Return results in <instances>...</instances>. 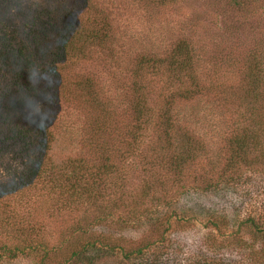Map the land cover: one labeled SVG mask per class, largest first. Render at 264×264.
<instances>
[{"label":"rangeland","instance_id":"1","mask_svg":"<svg viewBox=\"0 0 264 264\" xmlns=\"http://www.w3.org/2000/svg\"><path fill=\"white\" fill-rule=\"evenodd\" d=\"M71 2L0 0V264H198L202 255L247 262L256 247L243 242L248 236L239 231L240 220L250 210L264 211V0L79 4L88 29L93 21L108 24L109 44L85 43L81 38L88 29L78 28L75 34L85 48L72 58L64 52L58 69L75 92L74 83H93L89 71L97 72L98 86L90 87L113 104L108 118L121 135L133 122L130 83L142 79L150 88L147 101L158 103L166 78L173 77L169 72H161V78L149 74L140 65L144 55L164 58L175 43L185 41L199 55L200 76L215 87L220 78L229 86L221 99L196 95L176 106L170 131L144 122L146 130L141 129L137 142L116 150L120 155L106 178L110 189L86 201L77 193L57 192L59 184H66L65 171L51 169L59 163L67 168L68 160L80 157L90 174L99 151L82 145L89 136V131L83 133L91 122L89 107L64 97L61 77L56 95L47 89L46 98L27 99L24 107L4 98L5 81L14 75L13 57L27 47L38 15L63 10ZM27 49L32 51L30 44ZM250 59L262 68L256 88L242 74ZM139 65L145 68L136 77ZM80 89L84 94L88 88ZM37 122L49 128L52 164L32 176L26 156L34 137L14 134L20 127L34 129ZM115 135H100V140L119 147L118 140L109 139ZM231 140L243 142L239 153L233 154Z\"/></svg>","mask_w":264,"mask_h":264},{"label":"trees","instance_id":"2","mask_svg":"<svg viewBox=\"0 0 264 264\" xmlns=\"http://www.w3.org/2000/svg\"><path fill=\"white\" fill-rule=\"evenodd\" d=\"M80 1L73 0V2L63 10L54 9L52 11L50 10L49 13L42 17L38 15L39 24L34 29H29L31 31V36H28L29 43H25L27 47H29L30 44L32 51H29L27 47H20L19 50L16 51V56L13 57V60H15L13 66L14 75L12 76V80L5 81L6 84H8V88L5 89L4 98L8 100L10 104L12 100L15 99V105L24 107L25 100L27 99L35 101L37 99L46 98L44 92L47 89L52 92V95H56V90H58L57 83L60 82L59 77H61L60 88L64 91V97L68 100L71 99L76 101L85 107H89L91 122L86 123L85 129L87 130L83 132L85 134L89 131V136L84 137L82 145L87 147L88 150L99 151L95 156L96 161H93V166L95 168L93 169V166L89 168L91 171L89 172L90 174H87V169L85 170V168L81 166L83 164L81 160H79L80 157L72 159V156H69L68 158L72 160H68L69 163L67 168L62 167L63 163H59L55 168L51 169L57 170L59 173L65 171L66 184L61 183L58 187L55 185L53 188L56 189L57 187V189H59L57 192H66L67 195L77 193L81 201H86L89 200L91 196L94 198L96 195H101L100 192L104 194L107 189H110L107 185L108 182L106 178L112 175V170L116 166L115 157L117 158L118 155H120L116 150H120L119 148H124L125 146L130 147L135 144L141 136V129H144V131L146 130L143 124L144 122L150 124L151 121H153L155 126H163V130L170 131L175 126L170 119V115L174 113V108L176 106L182 102H189L190 99L196 95H217V99H221L227 96V87L229 86L226 85L227 82H225L224 79L220 78L218 80H220L221 83L216 84V90L212 82L205 81V79L200 76L199 70H202L199 65V55L193 51L192 47L185 41H178L175 43L174 46L165 53L164 58L157 54L156 56L144 55L145 58H142L140 65L147 67L146 69L147 71L149 70V74L155 76L159 74L158 78H161L160 75H163L161 72H169L173 77L170 80L166 78V82L169 83L163 90L162 100L158 103H149L147 101L146 93L150 88L143 83L142 79H137L134 83H130L129 87L133 97L130 99L129 103L133 113V122L130 125L131 128L129 126L128 129L124 128L121 135L120 128H115L112 119H110L112 116L108 118L109 113L113 112V104H107V102L101 99L100 95L98 96L96 91L90 87L93 83L98 86L95 81L96 78H98L97 72L89 71V76L93 83L89 79L85 80L83 83H74L77 87L75 92L71 86L70 80L62 76L61 70L58 69L59 63H62V59L65 57L64 52H67L72 58L82 53L85 48L84 44L80 45L77 35L75 34L78 28H80V30L82 28V32L88 29L87 26L83 24V15L78 10L79 4H84V2H88V0ZM156 1L166 2V0ZM240 1L241 0H234V3H240ZM93 22L95 23L94 27L88 29V33L84 34V37L81 39L87 44L89 42L96 43L94 41L96 40L98 41L97 44H100L101 47L108 45L110 39L108 24L97 26L96 22ZM140 65L134 71L136 77H139L141 71L145 68ZM259 65L260 63L258 60L252 59L249 67L242 73L250 82L252 88H256L262 83V68H260ZM247 70H249V72L247 75H244ZM212 73L213 75L217 74L215 70L212 71ZM132 74L133 72L131 75ZM81 86L88 88L85 91L86 93L83 94L81 92ZM9 110L13 109L10 108ZM33 127L34 129L31 126L22 127L23 129L21 127L17 128L15 130L17 132L15 134L13 132V134L16 138L34 137L35 140H31L32 143L35 142L33 145L34 148H30V154L26 157L30 159L29 163L32 176H37V173L38 176H40L42 173L47 172V169L52 164V159H50L47 153L51 134L48 130L49 128L45 127L42 122H37ZM35 129L36 132L34 131ZM40 134H42V136L38 138L37 141L36 137ZM106 134H116L115 139L111 138L112 136H110L109 139L118 140L122 145L119 147L113 146L110 145L107 140H100V135L103 137ZM242 144L243 142L231 140V145L234 149L233 154L235 150H237L238 153L241 151ZM231 159L232 158H230V160ZM43 161L48 163V166L45 168H41L40 165ZM115 175L117 176V174ZM56 179L61 178L58 177ZM100 179L103 180L102 184H100ZM112 183V186L116 184L115 182ZM120 185L123 188L121 183ZM106 199H108V197ZM115 199V202L119 201L118 198ZM238 229L239 231L244 230L247 232L248 237L243 242L246 243L245 245L255 246L256 251L246 258L247 262L243 260L234 264H264V211L257 214L250 210V212L240 220ZM119 247L121 246H116V248ZM142 248L138 249L137 252L142 251ZM199 258L200 259L197 260L198 264H231L224 262L222 259L216 260L210 256L202 255L199 256Z\"/></svg>","mask_w":264,"mask_h":264}]
</instances>
